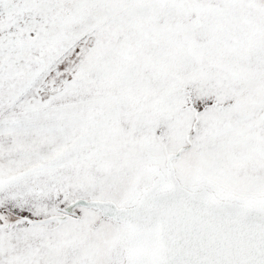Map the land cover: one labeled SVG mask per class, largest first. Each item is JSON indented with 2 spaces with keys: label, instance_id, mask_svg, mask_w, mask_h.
<instances>
[{
  "label": "snow or ice",
  "instance_id": "1",
  "mask_svg": "<svg viewBox=\"0 0 264 264\" xmlns=\"http://www.w3.org/2000/svg\"><path fill=\"white\" fill-rule=\"evenodd\" d=\"M0 264H264V0H0Z\"/></svg>",
  "mask_w": 264,
  "mask_h": 264
}]
</instances>
